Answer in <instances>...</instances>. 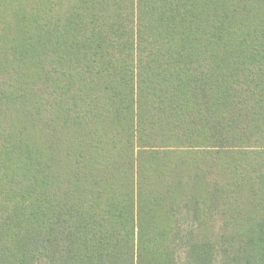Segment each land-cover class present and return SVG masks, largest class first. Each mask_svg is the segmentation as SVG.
I'll list each match as a JSON object with an SVG mask.
<instances>
[{
    "label": "trees",
    "instance_id": "obj_1",
    "mask_svg": "<svg viewBox=\"0 0 264 264\" xmlns=\"http://www.w3.org/2000/svg\"><path fill=\"white\" fill-rule=\"evenodd\" d=\"M0 264H264V0H0Z\"/></svg>",
    "mask_w": 264,
    "mask_h": 264
}]
</instances>
